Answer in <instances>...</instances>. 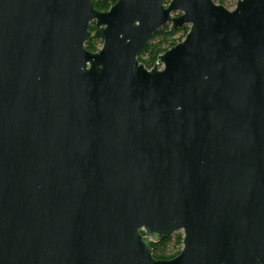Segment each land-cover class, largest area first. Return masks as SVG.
Returning <instances> with one entry per match:
<instances>
[{
    "label": "water",
    "instance_id": "water-1",
    "mask_svg": "<svg viewBox=\"0 0 264 264\" xmlns=\"http://www.w3.org/2000/svg\"><path fill=\"white\" fill-rule=\"evenodd\" d=\"M0 264H264V0H0Z\"/></svg>",
    "mask_w": 264,
    "mask_h": 264
},
{
    "label": "trees",
    "instance_id": "trees-1",
    "mask_svg": "<svg viewBox=\"0 0 264 264\" xmlns=\"http://www.w3.org/2000/svg\"><path fill=\"white\" fill-rule=\"evenodd\" d=\"M220 5H224V0H214ZM93 5L96 9L100 10H107L109 9L116 0H92ZM90 29H93V26L91 25ZM188 30V26H182L177 29H174L170 25H165L162 28H160L156 33L152 36V39L148 43V45L145 47V49L140 53L138 56L139 62H141L146 68H151L153 66V63L157 60V57L159 54L163 53L165 50L176 44L178 41H174L173 37L181 32L183 37L186 34ZM160 40L157 43H152L156 38H159ZM97 38H91L85 43V47L90 51H95V41H97ZM167 44L166 47L163 45ZM144 54H148L147 59H143L142 56ZM174 242V246L182 245V234L181 233H174L171 237L163 239L160 243H151L152 247V253L155 258L158 259H168L176 256L179 251H177L174 254L166 255L165 254V248L168 242L172 241Z\"/></svg>",
    "mask_w": 264,
    "mask_h": 264
},
{
    "label": "rangeland",
    "instance_id": "rangeland-1",
    "mask_svg": "<svg viewBox=\"0 0 264 264\" xmlns=\"http://www.w3.org/2000/svg\"><path fill=\"white\" fill-rule=\"evenodd\" d=\"M214 1V0H213ZM167 2V1H166ZM215 3H217L216 1H214ZM235 3H236V0H224V7H226L227 9H233L234 6H235ZM174 41H181L183 39V35L181 32L177 33L174 37H173ZM160 40V37L159 38H156L152 43H157L158 41ZM177 42V43H178ZM102 44V41L100 39H98L97 41H95V47H96V50L98 48H100ZM164 47L167 46V44H164L163 45ZM95 50V51H96ZM142 58L145 60L148 58V54H144L142 56ZM157 61V60H156ZM156 61L154 63H156ZM153 63V65H154ZM159 68H161L162 66L161 65H158ZM176 233H181V232H176ZM182 248V245H177V246H174V242L173 240L168 242L167 245H166V248H165V254L166 255H171V254H174L176 253L177 251H180Z\"/></svg>",
    "mask_w": 264,
    "mask_h": 264
},
{
    "label": "flooded vegetation",
    "instance_id": "flooded-vegetation-1",
    "mask_svg": "<svg viewBox=\"0 0 264 264\" xmlns=\"http://www.w3.org/2000/svg\"><path fill=\"white\" fill-rule=\"evenodd\" d=\"M163 240V239H162ZM162 240H159V241H157V242H150V244L151 243H160ZM151 246V245H150ZM151 249H152V247H151ZM152 256H153V253H152ZM154 257V256H153ZM155 258V257H154ZM173 258V257H172ZM156 259H158V258H156ZM168 259H170V258H168Z\"/></svg>",
    "mask_w": 264,
    "mask_h": 264
}]
</instances>
